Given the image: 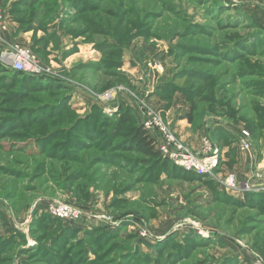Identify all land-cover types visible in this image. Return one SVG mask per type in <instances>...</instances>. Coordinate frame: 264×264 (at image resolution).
<instances>
[{
	"label": "rangeland",
	"instance_id": "obj_1",
	"mask_svg": "<svg viewBox=\"0 0 264 264\" xmlns=\"http://www.w3.org/2000/svg\"><path fill=\"white\" fill-rule=\"evenodd\" d=\"M6 10L0 264L264 259V197L245 205L218 178L157 166L119 145L130 125L142 123L139 106L200 144L213 132L234 144L228 125L254 138L264 122V0H10ZM12 44L42 66L33 86L10 80L13 67L2 58ZM108 90L113 101L96 98ZM123 116L130 122L112 134ZM58 199L85 218L51 216L46 203Z\"/></svg>",
	"mask_w": 264,
	"mask_h": 264
},
{
	"label": "built area",
	"instance_id": "obj_2",
	"mask_svg": "<svg viewBox=\"0 0 264 264\" xmlns=\"http://www.w3.org/2000/svg\"><path fill=\"white\" fill-rule=\"evenodd\" d=\"M238 1V0H236ZM6 11L0 7V26L7 27ZM6 64H11L15 70L27 72L30 74H40L42 66L38 64L37 57L28 48L21 47L17 44L10 45L8 51L4 53L2 58ZM121 88V87H120ZM123 89V88H122ZM120 89V90H122ZM116 97L114 90H108L103 94L97 95L96 98L105 103L113 101ZM139 106V104H137ZM111 106L107 110H113ZM142 114V124L144 129L148 131L154 138L157 150L163 157L167 158L171 163L178 165L188 172H194L198 175H207L211 178H218L222 187L232 194L235 198H244L247 193H264V180L254 181L241 180L236 173L230 172L219 178L218 170L220 167L221 148L216 140L210 134H205L201 139L200 150H195L188 146L182 137L174 131L169 124L163 120L157 112L148 111L146 107L139 106ZM238 139V147L243 152L253 151L252 135L248 131L241 129ZM259 178H264V167L260 173L256 174ZM46 212L55 218L62 220L74 221L85 218V214L79 207L72 205L64 200H52L46 203ZM86 219L93 220L95 218L102 220H111L105 214L103 216L91 215ZM202 233V232H200ZM146 236V231H141ZM252 264H264V259L260 254H255Z\"/></svg>",
	"mask_w": 264,
	"mask_h": 264
},
{
	"label": "crops",
	"instance_id": "obj_3",
	"mask_svg": "<svg viewBox=\"0 0 264 264\" xmlns=\"http://www.w3.org/2000/svg\"><path fill=\"white\" fill-rule=\"evenodd\" d=\"M10 0H0V7L4 8L5 11H7V7L9 5ZM8 16H6L7 18ZM8 21V18H7ZM11 21L9 20L7 23L6 28H2L0 26V37L5 39L6 44H9L11 37L9 35L11 34L9 24ZM10 32V34H9ZM8 39V40H7ZM91 92V91H90ZM93 92V91H92ZM95 93V92H93ZM92 95V94H91ZM97 96V94H95ZM93 96V95H92ZM122 97V96H121ZM95 98V97H94ZM117 105V102L115 103ZM112 105V104H111ZM178 133L183 138L185 143L188 146H191L195 150H200V141L197 139L196 135L191 132L184 130L183 127H179ZM241 130V127L239 126H226L224 133L229 132L232 134L233 138L236 140L234 144L231 145V143H222L221 135H219L218 132H213L215 136L216 142L219 144V148H221V156H220V163L221 169L225 170V174L233 172L236 173L238 177H240L241 180H254V181H262L264 178H259L256 176L257 173H260L262 170V167H264V123L259 125L254 131L252 142H255L256 146L259 147L257 149L255 146V149L253 151L249 152H243L238 147V139L240 136L239 131ZM226 133L225 135H227ZM230 137V135H228ZM220 138V142L217 141V139ZM209 193V192H208ZM210 195L212 196L213 194ZM23 226V225H22ZM24 227H27V225L24 223Z\"/></svg>",
	"mask_w": 264,
	"mask_h": 264
},
{
	"label": "trees",
	"instance_id": "obj_4",
	"mask_svg": "<svg viewBox=\"0 0 264 264\" xmlns=\"http://www.w3.org/2000/svg\"><path fill=\"white\" fill-rule=\"evenodd\" d=\"M8 71L10 74V76H9L10 80H15L16 82L19 79H21L22 82L26 83V81H28V79H29V81H30L29 85L33 86L34 81L38 80V77L36 75L34 76V74L30 75L27 72L18 71V70H15L14 68H10ZM25 87H27V89L29 88L28 83L26 84ZM188 119H190V121L193 120L191 115H189ZM118 121L119 122L117 124H115V126H114L112 134L113 133L115 134L116 132L117 133L120 132L122 130L121 126L122 125L124 126L126 123L130 122V119L125 118V116H123ZM88 135L89 134L86 133L84 135V137H86ZM119 145H120L121 149H123L125 151H131L132 150V151H138V152L144 154V156L146 158L142 159V160L147 159L146 161H148V162L152 161L150 163H154L157 166H159L161 164H163L164 166L170 165L172 167V169L177 167L178 169L185 171L183 168L179 167L178 165L171 163L168 159L163 158L160 151L157 150V148H156L154 138L152 137V135H150L148 133V131L146 129H144L143 124L140 122H136L135 124L130 125V127L128 128V131L123 134L122 142ZM190 174H192V173H190ZM190 178H194L198 181L205 179L203 176H197L194 173H193V176L191 175ZM214 182L216 183V181H214ZM219 189L220 188H217V190L214 191L215 194L213 197H215L216 195H219L218 192L221 191ZM260 197H264V193L250 192V193H247L243 199L240 198L239 200L241 201V203L248 205L251 203V201L256 200L257 198H260ZM218 199H219V197H218ZM218 199H217V201H218Z\"/></svg>",
	"mask_w": 264,
	"mask_h": 264
}]
</instances>
